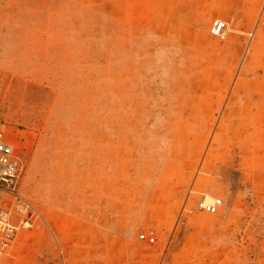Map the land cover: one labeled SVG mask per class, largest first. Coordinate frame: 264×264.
<instances>
[{"label": "rangeland", "instance_id": "374dc122", "mask_svg": "<svg viewBox=\"0 0 264 264\" xmlns=\"http://www.w3.org/2000/svg\"><path fill=\"white\" fill-rule=\"evenodd\" d=\"M0 123V264H264V0H0Z\"/></svg>", "mask_w": 264, "mask_h": 264}, {"label": "built area", "instance_id": "2783aa9c", "mask_svg": "<svg viewBox=\"0 0 264 264\" xmlns=\"http://www.w3.org/2000/svg\"><path fill=\"white\" fill-rule=\"evenodd\" d=\"M227 22L222 19H216L212 22L210 33L213 37L224 39L226 37ZM25 168V161L22 155L17 151L13 140L7 135L4 126L0 123V191L3 189L8 192L16 201H21L20 198V180L22 172ZM2 188V189H1ZM200 209L209 215H216L224 206L222 199H215L212 203H200ZM27 206L22 207V211H28ZM34 213H29L27 220L22 224L12 223V213L3 211L0 214V258L10 248L16 232L20 227H29L33 225ZM145 236L142 235L141 239Z\"/></svg>", "mask_w": 264, "mask_h": 264}, {"label": "bare ground", "instance_id": "6f19581e", "mask_svg": "<svg viewBox=\"0 0 264 264\" xmlns=\"http://www.w3.org/2000/svg\"><path fill=\"white\" fill-rule=\"evenodd\" d=\"M205 201H206V203H212V202H214L213 197L211 195H209V194L206 195Z\"/></svg>", "mask_w": 264, "mask_h": 264}]
</instances>
